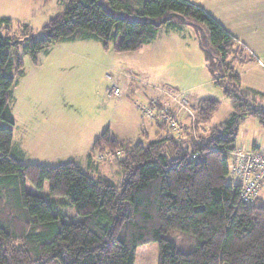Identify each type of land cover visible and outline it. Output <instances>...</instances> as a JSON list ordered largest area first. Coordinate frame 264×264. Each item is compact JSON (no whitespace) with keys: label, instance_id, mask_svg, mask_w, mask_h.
<instances>
[{"label":"trees","instance_id":"trees-1","mask_svg":"<svg viewBox=\"0 0 264 264\" xmlns=\"http://www.w3.org/2000/svg\"><path fill=\"white\" fill-rule=\"evenodd\" d=\"M187 25L198 34L214 84L231 100L226 119L201 132L221 103L203 97L193 127L180 132L159 117L163 132L144 142L122 139L108 127L86 164L99 172L101 160L116 156L120 183L91 176L80 161L24 160L12 107L13 87L24 73L21 47L35 63L51 45L77 39H95L105 49L115 39L117 50L137 51L163 27ZM249 57L240 40L189 0H68L40 34L0 17V264H135L137 247L149 242L159 245L158 264H264L262 197L245 202L241 184L230 179L242 122L254 117L264 126V92L245 86L238 70ZM162 105L151 103L181 123ZM45 181L48 197L26 189L27 182L42 189ZM67 203L79 219H69ZM172 230L195 237L196 247L180 249Z\"/></svg>","mask_w":264,"mask_h":264},{"label":"rangeland","instance_id":"rangeland-1","mask_svg":"<svg viewBox=\"0 0 264 264\" xmlns=\"http://www.w3.org/2000/svg\"><path fill=\"white\" fill-rule=\"evenodd\" d=\"M67 3L68 0H0V17L28 24L40 34L42 27L60 14ZM117 42L111 40L108 49L95 39L55 43L40 53L38 63L21 47L24 73L13 87L12 107L14 141L26 162L58 165L80 161L91 176L102 175L120 183L123 177L117 171L116 156H104L99 172L88 169L86 164L88 149L108 127L120 138L133 142L153 139L161 129L156 120L160 111L153 107L150 117L143 109L163 100L166 110L172 103L181 108L177 116L185 120L178 125L187 128L183 123L190 114L195 122L193 112L200 98L219 99L217 112L201 124L205 133L232 112L231 100L212 81L192 26L187 25L182 31H167L163 27L156 39L137 51H119ZM114 86L121 88L120 96L111 92ZM2 125L8 124L2 121ZM237 145V150L264 147V126L258 119L246 117ZM26 189L46 197L50 192L48 181L42 189L27 182ZM260 196L264 203V193ZM63 210L69 219L80 218L68 203ZM169 236L182 250L196 247L195 237L182 231L172 230ZM158 258L157 242L136 249L135 264H158Z\"/></svg>","mask_w":264,"mask_h":264},{"label":"crops","instance_id":"crops-1","mask_svg":"<svg viewBox=\"0 0 264 264\" xmlns=\"http://www.w3.org/2000/svg\"><path fill=\"white\" fill-rule=\"evenodd\" d=\"M189 1L204 7L229 32H231V34L240 40L245 47L247 55L250 56L249 60L242 62L238 66L242 82L247 87L264 92V0ZM212 81L214 83L213 78ZM167 106L175 111L176 115L181 109L175 103ZM189 117L190 118H188L187 115V122L184 121L183 124L186 125L187 128H192L194 122L191 116ZM178 119L182 122L185 120V118L180 119V117H178ZM199 130L204 132L202 125L199 126ZM162 132L163 130L160 129L156 135ZM89 150L90 149H88L87 153Z\"/></svg>","mask_w":264,"mask_h":264},{"label":"built area","instance_id":"built-area-1","mask_svg":"<svg viewBox=\"0 0 264 264\" xmlns=\"http://www.w3.org/2000/svg\"><path fill=\"white\" fill-rule=\"evenodd\" d=\"M114 95H121V88L114 86ZM153 107L144 108L143 112L153 117ZM162 121L169 123L173 130L180 132L178 120L167 112L161 111L158 116ZM230 179L242 186V199L245 202H252L261 193H264V147L256 146L251 150H234L230 159Z\"/></svg>","mask_w":264,"mask_h":264}]
</instances>
